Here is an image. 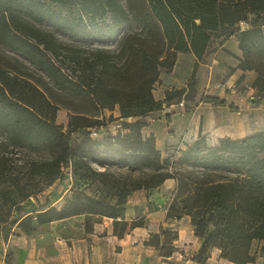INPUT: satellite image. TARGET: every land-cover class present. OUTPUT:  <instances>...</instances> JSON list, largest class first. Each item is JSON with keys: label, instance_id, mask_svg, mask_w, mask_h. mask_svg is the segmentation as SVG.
<instances>
[{"label": "trees", "instance_id": "16d2710c", "mask_svg": "<svg viewBox=\"0 0 264 264\" xmlns=\"http://www.w3.org/2000/svg\"><path fill=\"white\" fill-rule=\"evenodd\" d=\"M19 15L46 21L86 38H113L131 19L140 24L141 32L121 36L119 54L124 57L121 66L112 61L109 53L98 51L101 70L92 80L80 81L66 74L49 56L45 33ZM233 34L242 49L237 67L255 71L252 86L264 93V0H128V9L120 0H0V43L25 54L58 86L85 97L96 111L102 113L118 105L120 114L111 120L125 119L116 131L104 130L98 137H92L93 128L107 123L104 117L99 119L96 113L73 114L65 129L63 124L56 123L55 105L45 92L0 67V130L8 139L0 144V179L10 169L11 158L5 151L9 145L48 149L56 163L54 178L59 177L61 165H72L75 173L81 167L87 173L91 170L90 162L103 166H154L161 170L158 182L143 188L177 178L168 217L177 220L185 215L191 217L196 235L203 240L193 258L205 261L211 249L219 247L221 255L231 261L255 264L252 243L264 242V129L240 138L224 136L216 144L200 135L180 150L177 164L224 172L225 177L217 181L189 180L182 173L176 176L163 171L169 167L170 159L163 158L154 135L143 134L149 115L162 110L175 97L181 100L187 91L183 87L169 92L164 100H157L153 85L161 70L173 69L179 51L194 52L199 62L188 82V86L194 87L196 70L211 41ZM202 100L226 104L225 99L213 96H203ZM79 129L85 135L72 139ZM30 195L21 191L20 198ZM125 210L123 203L80 192L61 209L49 208L28 215L24 221L36 217L40 222H51L76 214H99L116 218V232L122 235L128 225L135 227L143 222L138 218L129 223ZM177 239V230L162 227L147 244L156 242L160 254L169 257L177 250Z\"/></svg>", "mask_w": 264, "mask_h": 264}, {"label": "rangeland", "instance_id": "374dc122", "mask_svg": "<svg viewBox=\"0 0 264 264\" xmlns=\"http://www.w3.org/2000/svg\"><path fill=\"white\" fill-rule=\"evenodd\" d=\"M120 2L128 9V0H120ZM20 17L23 18V16ZM23 19L25 21L29 20L31 24L45 33L47 43L50 46L49 56L57 65L63 67L66 74L80 81L92 80L94 75L101 70V62L97 61L96 55L98 51L109 53L112 61L118 67L121 66L124 61V57L119 54L121 36L126 32H141L140 24L133 19L124 24L115 37L108 39L77 36L46 21L38 22L30 18ZM215 43L216 41L211 46H214ZM200 62L205 63V56ZM0 67H3L12 75L17 74L19 77L29 80L45 92L55 105L56 114L54 117L56 123L63 124L65 129H67L73 114L92 115L96 113L99 119L104 117L103 120L113 126L116 120L111 119H116L120 114L118 105L113 109H105L102 113L96 111L85 97L62 89L39 64L33 62L20 51L2 43H0ZM196 72H198L199 81L197 80L195 86L190 87L187 83L185 86L187 91L182 95V99L175 98L171 100L172 102L169 105H165L166 109H169L171 104H177L180 101H184V113H186L188 107H193L197 101L195 96L205 89V67L198 68ZM154 85L153 89L155 88ZM241 90H245L244 85L241 86ZM260 95L262 94H254L256 103L254 102L253 106L257 110L252 113H257V121L252 123L250 129H247L246 132L264 129V107H260L264 104V99ZM117 114L118 116H116ZM155 118L156 120L159 119L156 115ZM127 120L131 121L132 118ZM121 121L124 123L125 119L122 118ZM147 121L148 125L154 123L153 121ZM148 125L143 128V134L146 137L154 135L152 132L149 134L151 128ZM168 126L166 122H163L159 129L160 134L171 135L174 131L169 130ZM84 135L85 132L79 129L72 134V139H81ZM7 142V136L0 130V144ZM176 143L167 141L165 148L161 149L163 158L170 159L169 167L163 169V171H168L176 176L182 173L189 180L217 181L225 177L224 172L205 171L192 164H177L176 160L179 157L177 152L180 149ZM5 151H8L11 163L4 179H0V264H15L18 243L24 242V239L29 237L43 236V230L55 227L75 229L81 226L88 229L95 222L103 219L102 215L99 214L82 213L51 222H40L36 217L24 221V218L28 215L33 216L35 213L49 208L61 209L68 199L75 193L80 192L105 198L112 203L120 202L123 203V206H126L129 197L135 191L143 188L144 185H153L158 182L161 171L154 166H135V164L131 167L121 165L103 166L96 162H90L91 170L87 173H85V167H81L75 173L72 165L69 167L61 165L58 173L59 177L54 178L55 175L52 172L55 170L56 163L48 149L14 148L9 145L6 146ZM175 179L177 180V178ZM24 186L26 188H23ZM21 191L29 192L31 195L20 198ZM263 245L264 242L259 240H254L252 243L251 252L256 254L255 264L264 263Z\"/></svg>", "mask_w": 264, "mask_h": 264}, {"label": "crops", "instance_id": "0c3cea01", "mask_svg": "<svg viewBox=\"0 0 264 264\" xmlns=\"http://www.w3.org/2000/svg\"><path fill=\"white\" fill-rule=\"evenodd\" d=\"M241 56L242 49L235 34L215 37L211 41L205 63L200 62L198 66L205 67V89L195 96L197 101L193 107H188L181 115L179 107L166 109L165 106L147 117L149 122H154L148 125L151 128L149 134H154L159 149L165 148L167 141L177 142L181 150L200 135L210 144H216L224 136L240 138L258 131L246 132L257 121V113L252 112L257 110L253 106L256 103L254 94L259 92L252 86L257 73L237 67ZM197 62L194 52L179 51L173 69L161 70L153 89L155 98L164 100L169 92L185 87ZM196 75L199 81L198 72ZM242 85L244 91H240ZM260 94L264 99V93ZM203 96L225 99L226 104L204 101ZM155 115L159 119L156 120ZM163 122L174 131L171 135L160 134ZM176 186L175 178H167L156 187L135 191L127 201L125 219L130 223L142 218L143 222L135 227L128 225L122 235L116 232L117 219L107 216H102L103 219L88 229L84 226L50 228L43 230L41 237H29L18 243L15 264H239L223 257L219 247H213L205 261L193 258L203 240L196 235L191 217L185 215L180 220L168 217V205ZM162 227L178 231L177 250L169 257L160 254L156 242L147 244L151 235L159 233ZM162 240L163 236H160ZM180 252L184 257H180Z\"/></svg>", "mask_w": 264, "mask_h": 264}, {"label": "built area", "instance_id": "2783aa9c", "mask_svg": "<svg viewBox=\"0 0 264 264\" xmlns=\"http://www.w3.org/2000/svg\"><path fill=\"white\" fill-rule=\"evenodd\" d=\"M175 105H177V107H179V113L181 115L184 114V101H180L177 104H171V107H175ZM113 125H110L109 122H107L105 125H102L101 127H97V128H93L91 130V136L92 137H98L104 130H111V131H116L117 129L121 128V123L120 120L116 121L113 123ZM117 128V129H116ZM180 257H184L183 252H180Z\"/></svg>", "mask_w": 264, "mask_h": 264}]
</instances>
